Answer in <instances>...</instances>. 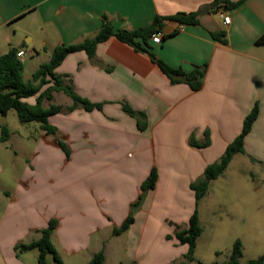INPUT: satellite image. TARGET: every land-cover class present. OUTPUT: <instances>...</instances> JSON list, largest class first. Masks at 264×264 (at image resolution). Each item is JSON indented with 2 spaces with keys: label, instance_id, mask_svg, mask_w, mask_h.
<instances>
[{
  "label": "crops",
  "instance_id": "1",
  "mask_svg": "<svg viewBox=\"0 0 264 264\" xmlns=\"http://www.w3.org/2000/svg\"><path fill=\"white\" fill-rule=\"evenodd\" d=\"M213 2L0 0V56L13 48L25 50L36 61L33 75L41 64L50 61L57 46L95 37L103 16L116 30L133 31L152 24L157 16L198 12ZM224 14L231 18L229 25L223 23ZM199 22L195 26L166 22L162 30L166 38L161 45L152 46L157 58L173 68L191 72L195 66H207L197 92L184 83L173 85L147 52L136 51L115 37L98 46L95 61L85 52H77L56 69L58 75L67 76V84L79 96L103 104V110L88 112L78 107L69 111L73 101L64 96L66 111L49 121L57 128V138L71 148L73 161L63 178L49 185L46 183L51 176L43 167L37 173V185L31 189L18 186L13 194H0V264H29L22 255L17 257L15 247L38 240L39 231L32 232L48 227L50 217L35 225L38 201L61 210L59 215L55 209L61 225L53 243L64 264L65 256L81 257L88 264L101 250L108 264V254L114 249L110 250L109 240L102 235L111 232V226H121L152 169L158 170L159 180L146 197L162 189L167 208H179V196L194 193L191 183L220 160L241 134L244 120L256 104L260 113L245 139L246 153L237 154L221 177L228 183L227 200L235 204L231 213L234 225L242 221L249 228L254 216L257 232L264 230V181L250 187L249 181L238 184L242 181L227 178L238 156L253 167L261 163L251 158L264 162V45L256 44L264 35V0H245L231 11L203 13ZM221 31L227 34L226 45L212 37ZM37 57L45 59L37 64ZM32 75L25 80H31ZM56 95L53 104L62 106L55 103ZM25 101L34 105L36 97ZM123 104L146 114V131H139L136 119L125 113ZM207 132L208 147L191 145V138L204 144ZM43 135L47 136L45 132ZM146 200L139 215L146 213L150 218L152 210ZM191 214L192 210L185 221ZM138 223L137 215L126 233L113 237L114 264H134L135 260L147 264V228L142 224L139 228Z\"/></svg>",
  "mask_w": 264,
  "mask_h": 264
},
{
  "label": "trees",
  "instance_id": "2",
  "mask_svg": "<svg viewBox=\"0 0 264 264\" xmlns=\"http://www.w3.org/2000/svg\"><path fill=\"white\" fill-rule=\"evenodd\" d=\"M245 0L233 2L232 0H214L210 5L202 7L198 12L193 13H177L168 17H155L152 24L137 30H116L108 17L103 16L101 29L93 38H87L78 44H61L57 46L51 55V59L47 63H43L33 73L31 80H25V63L19 60L17 54L20 49L13 48L5 55L0 56V115L7 116L12 110L16 111L19 122L22 124L38 123L41 130L47 136L55 135L57 128L50 124V118L60 114L63 110L62 106L52 104L49 108L44 107L45 101H52L55 93H63L73 101V105L69 111H74L78 107L90 112L94 110H103V104L93 103L88 99L79 96L72 85L67 84V76H60L56 73V69L65 61V59L77 52H85L88 57L95 61L97 48L100 44L107 42L115 37L122 43L133 47L136 51L147 52L153 62L158 65L161 71L170 79L173 85L187 84L195 92L199 91L203 85V79L207 72V66H195L191 72H186L182 68H173L167 63L158 59L153 52V43L151 38L156 32L163 30L166 22L177 23L184 26L199 25V16L203 13H219L231 11L239 7ZM213 39L226 45L228 43L226 32H217L212 34ZM166 37H164L165 39ZM257 45H264V35L257 41ZM36 97L34 105L29 104L25 100ZM123 110L129 116L137 121L139 131L144 132L148 129V120L144 112L135 111L129 105L123 104ZM260 113L259 105L256 104L252 111L244 120L241 134L227 147L225 153L219 161L209 165L197 183L191 184V190L195 193L196 209L191 216L187 228L177 230L174 234L177 242L183 246H187L185 260L192 262L195 259L197 241L203 234V228L200 224L198 214V204L207 195L210 185L213 181L220 178L228 169L233 158L237 154H245V139L250 134L253 125L257 121ZM204 144H198L191 138V145L196 147H208L210 145L209 133ZM10 139L9 129L5 126L2 128L1 142H7ZM60 148L65 152L67 157L70 156L68 146L63 142H59ZM254 163L258 162L251 158ZM158 170L153 168L147 179L141 185V194L139 199L131 205L130 215L124 221L121 227L115 228L114 236L126 233L135 223L134 211L141 207L144 199L149 191L156 188L158 182ZM58 228L57 220H50L47 228L39 231L41 237L30 243H19L15 247L17 257L23 251L36 249L39 251L38 264H64L54 243L53 235ZM170 239V237H169ZM52 255L54 262L48 260V256ZM243 249L240 240H237L233 246L230 259L224 264H264V257L255 260H249L242 263ZM105 252L93 255L88 264H105ZM180 264H186L182 262Z\"/></svg>",
  "mask_w": 264,
  "mask_h": 264
},
{
  "label": "rangeland",
  "instance_id": "3",
  "mask_svg": "<svg viewBox=\"0 0 264 264\" xmlns=\"http://www.w3.org/2000/svg\"><path fill=\"white\" fill-rule=\"evenodd\" d=\"M44 59L45 57H37V64L44 61ZM35 63L36 61L34 58L30 56H27L25 59L24 74L27 79L31 77ZM56 94L58 93H55L54 96ZM64 96L66 98L65 94H58L55 99V103H61L62 108L66 101ZM53 101L54 100L46 101V106H51ZM5 126H7L12 133V138L5 144L0 141V194H4L5 192H11V194H13L18 186L24 190L31 189L34 183L37 185V173H39L43 167L48 168L47 172H49L51 176L50 181L46 183L47 185L57 179L63 178L64 171L68 169L67 165L71 160L73 161L71 148L68 145L70 151L69 157H67L65 152L57 145V142L62 140L57 138L56 135L48 137L43 135V130L40 129L38 123H20L18 115L14 110L10 111L7 116L0 115V137L2 135V128ZM263 166L264 164L259 165V167H253L250 163H247L242 156H238L227 178L242 181L240 183L237 182L238 184L249 181L250 187L252 185H256L255 187H257L258 184H262L264 181ZM201 178L193 183H197ZM227 184L224 177H221L218 182L213 183L208 195L198 204L197 210L200 224L203 228V234L197 241L195 259L192 262H187L185 260L187 246L179 244L175 240L174 234L177 230L186 228L187 222L191 216L187 221H185V219L190 210H192V214L194 213L196 209L195 194L186 193L180 195L179 197L182 199V202L179 204V208L175 209L167 208L164 204L165 197L163 196L164 190L162 189L151 195L152 197H146L148 200V208L152 210L150 218L146 213L139 215L146 198L141 207L134 211L135 222L137 215L139 218V228L141 224L144 229L147 228L146 240L148 242V248L144 253V256H148L146 263L180 264L186 262V264H224L230 259L233 246L237 240H240L242 243V263L264 257V230L257 232L258 227L256 222L258 221L254 216L249 228H247L246 225L243 226L242 221L234 225L231 213L232 207L235 204L229 203L227 200ZM189 194L192 196L193 202L189 200V198H191ZM36 207L37 216H39L35 224L36 226L40 225L42 223V218L45 217H50L48 224L50 220L54 219L58 221V227L61 225V218L55 214L56 209L60 215V209H57V207H55V209L54 207L50 208L49 203L46 201L36 202ZM131 210L132 207L130 206L129 215ZM111 228L113 229H111V232H104L102 235L103 239L109 240L110 250L114 249V252L111 251L108 254V264H114L113 256L116 252V241L113 239V237H117L113 235V231L116 227L111 226ZM41 230L43 229L37 228V230L32 233H38V231ZM141 253L142 251L140 254ZM20 255H22V260L29 264L38 263L39 251L36 249L23 251ZM48 260L51 263H55L52 255L48 256ZM65 262L66 264H84V259L81 257L72 258L65 256ZM138 263V260H135L134 264Z\"/></svg>",
  "mask_w": 264,
  "mask_h": 264
},
{
  "label": "built area",
  "instance_id": "4",
  "mask_svg": "<svg viewBox=\"0 0 264 264\" xmlns=\"http://www.w3.org/2000/svg\"><path fill=\"white\" fill-rule=\"evenodd\" d=\"M223 23L224 25H229L231 23V18L229 15H223ZM165 34L162 30L156 32L155 34H153L152 38H151V42L154 45H161L163 40H164ZM19 60H21L22 62L25 63V59L27 58L28 54L25 50H19L18 54H17Z\"/></svg>",
  "mask_w": 264,
  "mask_h": 264
}]
</instances>
